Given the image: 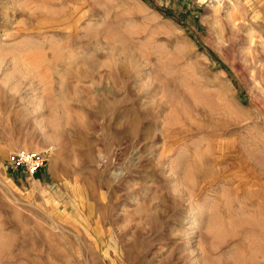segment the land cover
Returning a JSON list of instances; mask_svg holds the SVG:
<instances>
[{"label":"rangeland","instance_id":"rangeland-1","mask_svg":"<svg viewBox=\"0 0 264 264\" xmlns=\"http://www.w3.org/2000/svg\"><path fill=\"white\" fill-rule=\"evenodd\" d=\"M0 264H264V0H0Z\"/></svg>","mask_w":264,"mask_h":264},{"label":"built area","instance_id":"built-area-1","mask_svg":"<svg viewBox=\"0 0 264 264\" xmlns=\"http://www.w3.org/2000/svg\"><path fill=\"white\" fill-rule=\"evenodd\" d=\"M46 151L20 149L9 155V162L13 167L23 168L33 175L38 173L47 163Z\"/></svg>","mask_w":264,"mask_h":264},{"label":"bare ground","instance_id":"bare-ground-1","mask_svg":"<svg viewBox=\"0 0 264 264\" xmlns=\"http://www.w3.org/2000/svg\"><path fill=\"white\" fill-rule=\"evenodd\" d=\"M214 227V226H213ZM259 245V244H258ZM254 249V248H253ZM257 250V249H256ZM254 251V250H253ZM256 252V251H255Z\"/></svg>","mask_w":264,"mask_h":264}]
</instances>
